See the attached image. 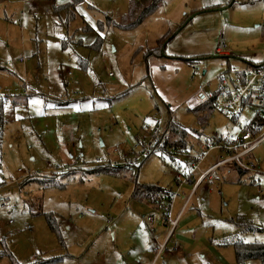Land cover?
Here are the masks:
<instances>
[{
    "label": "rangeland",
    "instance_id": "374dc122",
    "mask_svg": "<svg viewBox=\"0 0 264 264\" xmlns=\"http://www.w3.org/2000/svg\"><path fill=\"white\" fill-rule=\"evenodd\" d=\"M131 1L141 4L139 13L152 2L85 0L68 20L52 0H0V250L19 264L61 254L57 264H91V254L104 264L116 256L149 264L152 255L151 263L173 264L170 253L187 256L181 264H236L229 241L264 242V230H257L264 228L262 147L252 159L258 172H241L233 163L196 188L180 184L189 155L142 152L151 122L167 124L169 110L190 130L186 151L195 157L216 133H240L249 124L256 108L243 107L238 120L235 110L223 111L216 78L264 61V0H162L139 25L123 28L117 23ZM166 34L165 56L148 66V49ZM98 35L103 43L95 49ZM203 101L205 124L193 111ZM219 156L226 154L210 148L194 180ZM136 183L158 184L177 196L172 206L168 200L142 204L131 196ZM190 193L157 257L169 230L168 208L176 219ZM175 243L185 251H174ZM0 264L13 262L4 256Z\"/></svg>",
    "mask_w": 264,
    "mask_h": 264
},
{
    "label": "built area",
    "instance_id": "2783aa9c",
    "mask_svg": "<svg viewBox=\"0 0 264 264\" xmlns=\"http://www.w3.org/2000/svg\"><path fill=\"white\" fill-rule=\"evenodd\" d=\"M217 53L225 54L223 47L217 48ZM105 57H108L105 54ZM71 75V71L68 72ZM112 75V73H110ZM219 83V92L223 94L224 99L218 103L222 110L228 112L230 110H235L232 116L238 120L241 116L243 107L247 105H252L256 108V113L262 115L264 113V66L260 67H247L245 70L238 72L231 70L230 72L221 74L216 78ZM232 86V87H230ZM155 116V115H154ZM263 116V115H262ZM152 123L153 132L146 136L149 137L148 143L143 145V154L148 153L150 150H162V142L157 145V140L159 136L163 135L164 138L169 136V133L165 130L166 124L164 125L162 121L155 120ZM259 147L264 148V124L261 126L251 127L248 124L245 125L240 133H231L227 135L218 134L213 138V142L209 145H204L202 147V153L195 156H191L185 149H180L178 154L189 155V171L185 174L184 180L180 181V184H193L194 188L209 174L215 171L219 167H223L228 163H235L246 170L259 169L254 165L252 159L255 150ZM210 148L219 149L221 152L226 154V157L219 156L218 160L210 166L207 170L201 172L197 180H194V175L199 169L200 163L204 160L205 154L209 152ZM168 152H178L177 147L173 146L167 150ZM178 179L180 175L177 176ZM194 190V189H193ZM159 198H162V193H158ZM177 194L172 193L169 198V204L172 206L173 201ZM162 201V200H161ZM161 201H157L158 203ZM149 223L152 225L153 218H148ZM166 224L169 226V233L165 242L160 243L157 247V257L160 256L166 249V244L169 243L172 231L177 224V219H171L169 208L165 217ZM178 249V245L175 243L174 250ZM141 264V263H138ZM156 264V260L152 263Z\"/></svg>",
    "mask_w": 264,
    "mask_h": 264
},
{
    "label": "trees",
    "instance_id": "16d2710c",
    "mask_svg": "<svg viewBox=\"0 0 264 264\" xmlns=\"http://www.w3.org/2000/svg\"><path fill=\"white\" fill-rule=\"evenodd\" d=\"M54 5V10L58 13H65L67 16V19H73L76 16V6L79 4H84L85 0H71V2L65 4V5H56V0H52ZM140 1V0H139ZM162 0H152L151 4H149L142 12L139 13L138 7H140V3L138 1H134L129 6V12L127 15H125L121 22L117 23L119 26L123 28H130L139 25L146 16L151 14L156 7H158L159 3ZM108 22L110 23L111 17L107 16ZM101 29L103 30L102 22L100 24ZM84 29L89 31L93 30L89 25H85ZM171 37L169 34L164 35L163 37L159 38L157 40L156 46L149 48L147 51V54L145 55L147 65L149 66V62L152 58H159L165 56L164 54V48L168 44ZM103 43L102 36L98 35L93 47L95 49H99ZM173 58V56H171ZM177 58V57H175ZM198 58H191L187 59L189 62H193L197 60ZM83 67L85 68V65L83 62H81ZM80 64V65H81ZM81 65V66H82ZM264 66V61L257 62V63H251L247 67H260ZM82 67V68H83ZM221 93V92H220ZM215 99V98H214ZM213 99V100H214ZM212 104H216V100L212 102ZM211 104V106H212ZM204 108L205 113L209 112L207 102L203 101L198 105L197 107L193 108V111L196 112V114L199 113L198 118L200 122L205 124L206 118H209V114H205L202 116L200 114L201 110ZM5 124V117L3 112V105L0 106V138L3 133ZM264 124V116L256 113L255 116L250 120L249 126L251 127H257ZM165 130L169 133V136L167 138H164L163 135L159 136L157 140V145H160L161 142L163 144L162 150L167 151L171 147L175 146L177 147V150L185 149L187 148V142L185 141V136L190 134V130L185 128L183 125L175 121L174 116L172 114V111L169 110V120L166 124ZM195 131V130H194ZM176 139H171L170 137H174ZM156 151V150H155ZM168 152V151H167ZM176 154V153H175ZM2 157V152L0 150V159ZM238 166V165H237ZM241 168L240 166H238ZM243 169V168H241ZM244 170V169H243ZM115 172V169L113 168H102V172ZM162 193V198H159L158 193ZM171 195V191L165 189L164 187L158 185V184H145V183H136L132 197L133 199L143 202V203H155L157 201L161 200H169ZM47 220L49 222L50 227L57 231V222L55 218L51 215H47ZM249 230H253L254 227L252 225L246 226ZM257 230H264V228H257ZM229 244H232L235 252V258H236V264H264V242H247L242 239H235L233 241H229ZM4 256H10L12 259L13 264H19L14 261L12 258V255L9 254L7 251L0 250V257ZM61 261L60 257L47 259V260H40L33 262L31 264H57Z\"/></svg>",
    "mask_w": 264,
    "mask_h": 264
},
{
    "label": "crops",
    "instance_id": "0c3cea01",
    "mask_svg": "<svg viewBox=\"0 0 264 264\" xmlns=\"http://www.w3.org/2000/svg\"><path fill=\"white\" fill-rule=\"evenodd\" d=\"M84 4H86L85 2H84ZM84 4H79V5H77V6H80V5H84ZM202 103V102H201ZM263 150H264V148H263ZM249 159H254V156H251ZM233 163H228V164H226V165H224L223 167H226V166H229V165H232ZM213 165V164H212ZM212 165H210V166H212ZM235 166H237L236 164H234ZM209 166V167H210ZM208 167V168H209ZM238 167V166H237ZM258 167H259V165H258ZM207 168V169H208ZM239 168V167H238ZM240 169V171L241 172H249V171H252V172H258V169L256 170V169H253V170H246V169H241V168H239ZM206 170V169H205ZM201 172H203V170H201ZM135 187V186H134ZM192 191H193V189H192ZM133 193V192H132ZM192 193V192H191ZM191 193L188 195V197H187V200H186V202L185 203H183V205L181 206V208H180V210H179V212H178V215H177V217H176V219L178 220V218H179V216H180V214L185 210V208H186V203H187V201H188V199H189V197L191 198ZM132 196V195H131ZM132 199H133V197H132ZM133 200H135V199H133ZM135 201H137V200H135ZM137 202H139V201H137ZM139 203H142V204H146V203H143V202H139ZM158 203V202H157ZM159 204H160V202H159ZM168 233H169V230H168V232H167V235H166V237L164 238V240L161 242V243H163V242H165V240H166V238H167V236H168ZM147 248V250H149V246L148 247H146ZM178 249H179V251H182L181 249H183V252L185 251L184 250V247H181V248H179L178 247ZM178 249L177 250H174V251H177L178 252ZM178 255H180V254H178ZM183 255H185L184 253H183ZM60 258H61V261H62V257H64V256H62V254L59 256ZM70 257V256H69ZM117 258H114V260L112 261V263H110V264H135V263H132L131 261H133L132 259H130V257H123V256H116ZM154 257L155 256H153L152 255V257H151V259L149 260V264H152L151 262H152V260L154 259ZM2 258V257H1ZM65 258H68V256L66 255V257ZM170 259H169V261L168 262H172L173 264H181V260L182 259H186L187 258V256H184V258H183V256H173V254L172 253H170V257H169ZM44 258H42L41 260H43ZM72 259H74V258H72ZM71 259V260H72ZM65 260V259H64ZM36 261H40L39 259H35L33 262H36ZM60 261V262H61ZM32 262V263H33ZM104 260H97V257H95L94 258V255L93 254H91V264H104ZM136 264H138V263H136ZM163 264H167V262H163Z\"/></svg>",
    "mask_w": 264,
    "mask_h": 264
}]
</instances>
